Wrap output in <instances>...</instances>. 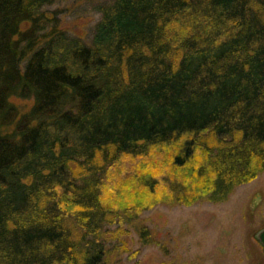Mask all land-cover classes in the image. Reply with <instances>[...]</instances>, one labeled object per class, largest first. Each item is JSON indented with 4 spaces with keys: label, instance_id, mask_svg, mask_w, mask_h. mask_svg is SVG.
I'll list each match as a JSON object with an SVG mask.
<instances>
[{
    "label": "trees",
    "instance_id": "16d2710c",
    "mask_svg": "<svg viewBox=\"0 0 264 264\" xmlns=\"http://www.w3.org/2000/svg\"><path fill=\"white\" fill-rule=\"evenodd\" d=\"M261 173L264 0H0V264H111Z\"/></svg>",
    "mask_w": 264,
    "mask_h": 264
},
{
    "label": "rangeland",
    "instance_id": "374dc122",
    "mask_svg": "<svg viewBox=\"0 0 264 264\" xmlns=\"http://www.w3.org/2000/svg\"><path fill=\"white\" fill-rule=\"evenodd\" d=\"M74 11H64L67 15L62 16L63 26L73 31L91 28L99 17L88 9ZM131 166L124 162L119 171ZM126 192L123 196L127 198ZM166 202L141 214L146 225L158 233L159 245H142L138 234L127 227L119 237L124 251L111 255V264H264V246L256 238L264 229V173L237 187L222 203Z\"/></svg>",
    "mask_w": 264,
    "mask_h": 264
},
{
    "label": "water",
    "instance_id": "95a60500",
    "mask_svg": "<svg viewBox=\"0 0 264 264\" xmlns=\"http://www.w3.org/2000/svg\"><path fill=\"white\" fill-rule=\"evenodd\" d=\"M256 238L261 242V244L264 246V229L259 231L256 234Z\"/></svg>",
    "mask_w": 264,
    "mask_h": 264
}]
</instances>
